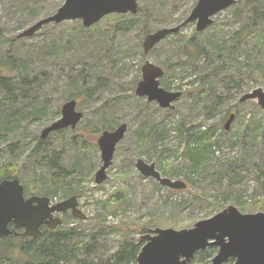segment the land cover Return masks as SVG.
<instances>
[{
  "label": "rangeland",
  "instance_id": "374dc122",
  "mask_svg": "<svg viewBox=\"0 0 264 264\" xmlns=\"http://www.w3.org/2000/svg\"><path fill=\"white\" fill-rule=\"evenodd\" d=\"M138 1L137 15H110L90 29L81 21L49 24L32 37L19 38L65 0H0V73L12 78L11 90L0 83V167L19 166L17 178L27 198L44 196L56 204L77 197L87 218L60 214L58 230L78 228L86 235L78 243L89 244L91 235L107 229L91 257L79 252L82 259L104 263L124 241L137 242L149 230L191 229L231 205L243 214L264 212V109L257 101L240 103L244 94L264 91V1L236 0L205 31L188 24L147 55L145 37L183 23L199 0ZM132 20L136 24L129 27ZM241 31L247 33L242 42ZM147 61L165 70L163 89L183 93L173 109L136 95ZM209 95L223 101L215 112ZM72 99L83 114L77 127L41 140ZM231 113L237 117L226 132ZM123 123L128 124L126 136L107 180L97 185L98 139ZM41 141L46 143L38 149ZM191 149H203L200 166ZM47 154L60 157L62 168L71 172V186L56 192L46 188L52 171L41 159ZM140 159L187 189L171 190L144 177L136 167ZM235 176L242 182L232 185ZM111 198L117 202L105 209L102 203ZM24 238L13 237V244ZM6 245L0 242V257L8 254Z\"/></svg>",
  "mask_w": 264,
  "mask_h": 264
},
{
  "label": "water",
  "instance_id": "95a60500",
  "mask_svg": "<svg viewBox=\"0 0 264 264\" xmlns=\"http://www.w3.org/2000/svg\"><path fill=\"white\" fill-rule=\"evenodd\" d=\"M236 0H199L188 18L181 24L162 28L148 34L142 44L147 55L160 42L191 23H196V31L203 32L213 24V17L227 10ZM138 0H65L57 12L33 24L19 35V38L34 36L49 24L59 25L67 21H81L90 29L110 15H137ZM165 75L162 67L147 61L142 68V80L136 88L138 97H146L148 102H157L162 109H173V104L183 95L182 92H169L161 87L160 79ZM257 101L264 109V91L260 88L244 94L240 103ZM62 117L45 128L40 139L45 140L51 133L68 128L75 129L83 119L77 111V101L70 100L62 106ZM236 120L232 113L224 124L230 131ZM128 124L123 123L113 131H105L98 139L102 165L96 172L95 183L100 185L107 180L117 146L123 141ZM137 169L146 178L155 179L162 186L175 191L187 189V184L164 178L156 170L155 164L138 160ZM71 212L74 218L85 220L86 215L79 209L77 197L52 204L48 197L25 196V188L18 178L3 180L0 183V239L16 237L19 230L27 238L36 239L46 227L55 231L63 225L60 214ZM58 214V215H57ZM144 243L137 258V264H193L195 255L209 247L218 252L209 264H225L234 259V264H264V212L243 214L231 205L215 216L200 221L191 229H155L140 237Z\"/></svg>",
  "mask_w": 264,
  "mask_h": 264
},
{
  "label": "trees",
  "instance_id": "16d2710c",
  "mask_svg": "<svg viewBox=\"0 0 264 264\" xmlns=\"http://www.w3.org/2000/svg\"><path fill=\"white\" fill-rule=\"evenodd\" d=\"M264 1V0H263ZM241 15L242 11H238ZM258 14V12H256ZM119 20L123 16H118ZM185 21V20H184ZM129 23V27H133L136 24V20H132ZM124 24V23H122ZM240 42L244 40L247 33L244 34L243 31L237 34ZM198 52V56L200 53ZM191 58H195V55L191 54ZM14 63L11 64L13 67ZM13 70V68H12ZM0 73V83L3 86L11 90L12 78L9 74H4L6 71H1ZM7 72H11L7 71ZM95 89H90L89 92H94ZM74 100V99H72ZM209 103H213L215 106L212 108V112L218 110L222 104V99L218 97H212L209 95L207 98ZM151 127V124H150ZM150 131L152 129L150 128ZM152 135V133H150ZM144 136V135H143ZM160 137H163V133H160ZM145 141L149 136L146 134L144 136ZM46 142H39L38 149L42 147ZM43 151H47V148H43ZM203 149H191L190 156L195 163L200 166L201 160L204 158ZM47 153V152H46ZM203 156V158H202ZM202 158V159H201ZM41 161L52 171L49 181L46 185L47 189L56 192L60 187L71 186L72 175L71 172L66 171L62 168L60 164V159L57 154L45 155L42 157ZM231 169L224 170L221 174H227ZM19 172L18 165H5L0 167V183L3 180H12L17 178ZM242 179L239 177H234L231 184H238ZM37 189V188H36ZM43 190V189H42ZM113 198L109 201L103 202L105 209L109 208V203H116ZM263 206V202L258 203L257 207L260 209ZM59 229V228H58ZM50 231L47 228L42 229V234L36 239L25 237L18 245L13 244V237L0 239L3 244H7L6 247L9 249L8 254L0 257V264H137V258L141 251L144 243L134 242L132 240L124 241L118 248V250L111 256L109 261H96L82 259L79 252L83 251L86 258L91 257L96 251L95 243L109 233L107 229H100L96 233L90 236L89 244L77 243L79 240H83L85 233L84 231L79 232L78 228H70L64 231ZM77 239V240H76ZM79 244L85 245V248L80 250ZM218 250L216 247H209L205 251L199 252L195 255L192 263L193 264H209L210 261L216 256Z\"/></svg>",
  "mask_w": 264,
  "mask_h": 264
},
{
  "label": "flooded vegetation",
  "instance_id": "af4514ba",
  "mask_svg": "<svg viewBox=\"0 0 264 264\" xmlns=\"http://www.w3.org/2000/svg\"><path fill=\"white\" fill-rule=\"evenodd\" d=\"M30 197H31V196H30ZM70 213H71V212H70ZM62 219H63V218H62ZM44 228H46V227H44ZM18 232H19L18 236H24V235H23V233H24L23 230H19ZM16 237H17V236H16ZM24 237H25V236H24Z\"/></svg>",
  "mask_w": 264,
  "mask_h": 264
},
{
  "label": "bare ground",
  "instance_id": "6f19581e",
  "mask_svg": "<svg viewBox=\"0 0 264 264\" xmlns=\"http://www.w3.org/2000/svg\"><path fill=\"white\" fill-rule=\"evenodd\" d=\"M17 89V88H16ZM18 96V95H17ZM13 98V97H12ZM49 147V146H48ZM49 152V151H48ZM59 159H60V157H59ZM77 240V239H76ZM82 242V241H81ZM78 243V242H77Z\"/></svg>",
  "mask_w": 264,
  "mask_h": 264
}]
</instances>
